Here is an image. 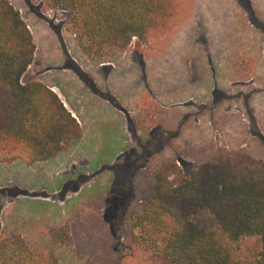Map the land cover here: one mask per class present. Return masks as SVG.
Masks as SVG:
<instances>
[{
	"label": "rangeland",
	"instance_id": "374dc122",
	"mask_svg": "<svg viewBox=\"0 0 264 264\" xmlns=\"http://www.w3.org/2000/svg\"><path fill=\"white\" fill-rule=\"evenodd\" d=\"M10 1L28 23L36 44L35 58L23 80L54 83L69 98H78L87 53L69 29L72 13L51 8L46 0ZM193 6L199 9L191 15ZM172 10L167 28L157 26L149 31L154 58L141 62L143 69L126 57L144 48L138 39H132L126 50L92 57L96 62L118 61V70L108 73L107 79L99 78L96 87L106 90L112 86L119 96H109L112 108L101 102L94 113H84L82 139L49 161L0 164V209L6 207L5 215L0 214V230L4 227L11 236L19 232L34 250H51L55 255L51 264H170L123 237L122 222L139 206L145 191L130 188L132 171L145 166L138 177L152 184L165 158L176 161L185 172L219 151H245L264 160V0H172ZM178 21L182 22L178 29L166 38L160 36ZM190 27L200 31L197 42L187 33ZM206 46L222 48V58L203 51ZM198 48L208 71H217L216 60H222L226 72L221 74L220 68L216 75H201L193 66L199 78L193 74L191 61L189 68L181 67L184 75L171 73L170 68L165 72V58L168 66L188 62L191 50ZM241 48L248 49L241 52ZM247 55L248 68H233ZM240 69L251 76L236 81L234 73ZM132 74L141 77L134 91L156 92L155 101L160 88L150 81L155 76L157 86L162 83L167 106L156 104L158 123L148 113L144 115L141 106L132 112L122 105L132 89L131 80L125 77ZM158 124L168 134L177 129L172 140L184 145L168 146L165 155L156 158L149 154L160 149L163 130ZM195 220L219 227L210 215L200 214ZM222 238L231 255L245 262L253 261L262 250L258 236L239 241Z\"/></svg>",
	"mask_w": 264,
	"mask_h": 264
},
{
	"label": "trees",
	"instance_id": "16d2710c",
	"mask_svg": "<svg viewBox=\"0 0 264 264\" xmlns=\"http://www.w3.org/2000/svg\"><path fill=\"white\" fill-rule=\"evenodd\" d=\"M72 13L70 31L90 57L145 42L151 28H167L172 0H46ZM36 44L28 23L10 0H0V164L28 165L55 157L82 137L80 122L47 84L24 81ZM101 56V57H100ZM210 215L218 229L201 225ZM130 245L170 264H264V160L245 151L216 152L185 172L162 163L156 181L121 225ZM220 230V231H218ZM223 237L258 236L253 261L234 258ZM51 250H34L22 236L0 232V264H51Z\"/></svg>",
	"mask_w": 264,
	"mask_h": 264
},
{
	"label": "crops",
	"instance_id": "0c3cea01",
	"mask_svg": "<svg viewBox=\"0 0 264 264\" xmlns=\"http://www.w3.org/2000/svg\"><path fill=\"white\" fill-rule=\"evenodd\" d=\"M198 9H199V7H194L193 6L191 11H190V14L191 13L192 14H194V13L196 14ZM177 16H178V11H177ZM181 24H182V22L178 21L177 23H175L173 25L172 29H170L169 31L165 32L163 35H161V37L166 38L168 33H170L171 30L174 31V30L178 29ZM199 32L200 31L195 30V29H194V31H193V29L191 30V27L189 28V30H187V33L188 34L190 33L195 38L196 42L198 41L197 37H198V33ZM201 39L204 40L203 38H201ZM245 46H247V44H245L242 47H245ZM261 46H262L261 50H263V45H261ZM149 47H150L149 44H144V48L143 49H141V50L140 49L133 50L132 52L127 54L126 57L130 56V59H131L130 61H131L132 64H139L141 66V62L146 61L148 58H149V60H152L154 58V56L152 54H150L151 50H150ZM190 47H192V44L189 43L187 45V48L191 49ZM245 49H248V48H241V52L245 51ZM203 51H206L207 53L210 52V56L213 55L217 59L222 58V48H220V47L210 48L209 46H206V48H204ZM200 54H202V51L199 50V48L198 49H192L191 50V56H189L188 62H187V60L179 61L177 64H172V65H169V66H168L169 63H167L168 61L165 58V61L163 62L164 63V68H165V72H166V68H168V69L170 68L172 70L171 73L183 74V72L181 71V67L189 68L188 64H189V61H191L190 63L192 65V68H193V66H196L197 68H199V71H200L201 75L202 74H208V72H210V71L207 70V67H209V66L206 64V62H205L206 60H204L203 58L199 57ZM163 55L166 56V54H163ZM161 56H162V54H161ZM87 57L91 58V60L88 59ZM159 58H160V53H159ZM114 60L115 59L112 58L111 60H99V61L96 62V61H94V59L92 57H90L88 55L85 56V60L83 61L84 62L83 74L85 76V80L81 81L82 82L81 85L83 86V89H82V91L78 92L79 93V95H77L78 98H74V97L69 98L70 95L66 96L62 92V90L59 87H57V85L54 84V83L45 82V81H41V82L47 84L53 91H55L59 95V97L61 98V100L64 103V105L66 106V108L72 113V115L74 117L77 118V120L80 122V124H81V126L83 128V126L85 124L84 113H89V114L94 113V111H95L94 109L97 106H99L101 102L102 103H107L109 105V107L112 108L113 107V105H112L113 101L112 100H110V101L108 100L109 96H111V97H114V95L119 96V94H117V92H114L112 86L107 88L106 89L107 91L99 89L98 87H96V85H98L97 83L99 81V78L107 79L108 78V73H110V72L112 73L114 69H116V71L118 70V64H117L118 61H116V60L114 61ZM240 60L241 61H238L237 64H235V66H233V68H235V67L248 68V65L250 64L249 63L250 60H249L248 55H247V59H240ZM216 61L217 62H216L215 65L217 66L218 69H217V71L214 70L213 72H210V73L216 75V72H218L220 70V68H221V71H220L221 74L225 73L226 72L225 69H226L227 65L224 62H222V60H216ZM211 62H213V60H211ZM181 63L184 64V65L182 66ZM160 65L162 66V63ZM210 66H214V65H210ZM196 67L193 68V74H195L197 77L200 78V75L198 73L196 74V70H195ZM223 68H225V69H223ZM142 69H143V67H142ZM235 72L236 73H234V76L236 78V81L237 80L240 81L241 80L240 78L242 76H244V78H247V79L251 76V72L246 71V72L243 73V71L241 72V69L240 70H236ZM39 74H40V69L38 71V75ZM125 78L126 79L128 78L129 80H131L132 89H131V92L129 93V96L125 98V104L123 103L122 105L123 106H127L128 108H130L132 110V112L136 109V107L141 106L140 111L143 112L144 115H145V113H148L156 121L157 118H158V112H157L158 109H157L156 104L160 103L159 104V105H161L160 107H163V108H166V106H167V104L165 102V99H164L166 95L164 94V92L161 89L162 83L159 81L160 86H157L158 82L155 81L156 80L155 76H153L152 77L153 80L150 81L151 83L154 84V86L156 88H160L159 89V93H158V95L160 96L159 100L155 101L156 97H157V93L156 92H150L149 91L148 95H143V94H137V92L134 91V88H135L134 85H135L136 82L141 80V77L132 74V75L126 76ZM237 78H239V79H237ZM38 81H40V80H38ZM113 93H114V95H113ZM152 101H155V102L152 103ZM156 123H158V122L156 121ZM156 126H159L161 128V130H163V128H162L163 126L162 125L158 124ZM151 130H152V128H151ZM168 131H169L168 129H164L163 133L161 132L162 134H161L160 139H159L160 140L159 141L160 142V146H159L160 149L156 150L153 153H150L149 156L152 155V154H155L156 158L157 157H161V156L165 155L164 153L166 151H164V149L167 148L168 146H173L174 145L175 147H178V145H180V146L184 145L183 143L182 144L179 143V141L174 142L172 140V136L174 134L176 136V134H177V129H176V131L174 129L170 130L172 132V134L171 133L168 134ZM82 136H83V134H82ZM80 139H82V137L79 138L78 140H80ZM78 140H76V141H78ZM155 140H157V139H155ZM152 141H154V139ZM129 143L131 144L129 146L133 147L135 145V143H136V139L132 140V142H129ZM74 144L75 143H71V145H69V147L70 146L73 147ZM148 144L149 143H147V145ZM241 146H243V145H241ZM59 155H60V153H58L55 157H58ZM50 159H54V157L50 158ZM50 159L45 160V161H49ZM164 160L165 161H163V163L171 161V160H167V158H165ZM146 161L149 163L148 160H146ZM145 168H146L145 166H142L138 170L134 169L132 171V173L128 177V183L130 184V188L134 192L137 191L136 190L137 188H141L143 190H146L151 185L150 181H148L146 183L145 180H143L145 177H143V179L141 177H138L139 172L142 169H145ZM0 210H1L0 214L1 215H5L6 207H2ZM0 232H2L6 237H12L13 236V235L11 236L12 233L5 232V228L4 227H2ZM15 234H14L15 236H22L23 237V235H20L19 232H16Z\"/></svg>",
	"mask_w": 264,
	"mask_h": 264
},
{
	"label": "flooded vegetation",
	"instance_id": "af4514ba",
	"mask_svg": "<svg viewBox=\"0 0 264 264\" xmlns=\"http://www.w3.org/2000/svg\"><path fill=\"white\" fill-rule=\"evenodd\" d=\"M161 35H163V33H161ZM161 35H160V36H161ZM137 39H138V38H137ZM138 40H139V39H138ZM149 40H150V39H149V37H148V39L144 42V44H151L152 42H150ZM144 44H143V45H144Z\"/></svg>",
	"mask_w": 264,
	"mask_h": 264
},
{
	"label": "built area",
	"instance_id": "2783aa9c",
	"mask_svg": "<svg viewBox=\"0 0 264 264\" xmlns=\"http://www.w3.org/2000/svg\"><path fill=\"white\" fill-rule=\"evenodd\" d=\"M133 39H137V37H133Z\"/></svg>",
	"mask_w": 264,
	"mask_h": 264
}]
</instances>
